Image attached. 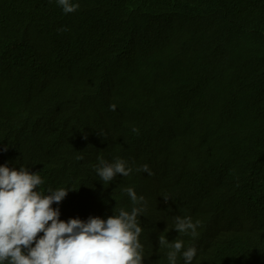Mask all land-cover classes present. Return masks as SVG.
<instances>
[{"label":"trees","instance_id":"16d2710c","mask_svg":"<svg viewBox=\"0 0 264 264\" xmlns=\"http://www.w3.org/2000/svg\"><path fill=\"white\" fill-rule=\"evenodd\" d=\"M72 3L65 14L57 0H0V166L67 145L49 156L82 153L69 168L101 201L83 217L130 213L127 188L144 197L142 264H170L161 235L183 242L175 264L189 247L191 264H264V0ZM89 139L129 176L102 182ZM145 164L151 176L136 171ZM177 216L198 221L197 234L175 231ZM251 231L257 246L240 263Z\"/></svg>","mask_w":264,"mask_h":264},{"label":"clouds","instance_id":"9594fccd","mask_svg":"<svg viewBox=\"0 0 264 264\" xmlns=\"http://www.w3.org/2000/svg\"><path fill=\"white\" fill-rule=\"evenodd\" d=\"M57 3L65 14L79 8L72 0H57ZM115 109V105H110V110ZM132 131L138 133L136 128ZM84 138L87 139V135ZM7 150L6 145L4 151ZM98 161L95 171L104 183L113 181L117 175L128 177L133 171L118 157L112 163L102 157H98ZM136 171L152 175L147 164ZM42 183L41 177L29 169L0 166V264H142V246L138 241L142 228L138 217L145 210L143 196L138 197L132 188H127L134 205L130 213L120 209L117 215L113 209L114 214L106 220L90 216L86 221L70 218L65 222L59 219V208L54 209L52 205H59L69 191L74 190L49 189L43 195L38 190ZM164 200L167 203L169 198L165 196ZM198 224L190 217L177 216L174 229L195 236ZM40 233L43 235L39 236ZM158 244L170 248L168 260L175 264L183 242L169 243L161 235ZM196 252L195 247L182 252L185 264H191Z\"/></svg>","mask_w":264,"mask_h":264},{"label":"bare ground","instance_id":"6f19581e","mask_svg":"<svg viewBox=\"0 0 264 264\" xmlns=\"http://www.w3.org/2000/svg\"><path fill=\"white\" fill-rule=\"evenodd\" d=\"M99 120L103 121V123L106 124L109 123V121H107L103 117H99ZM78 122H79L78 125H80L82 121L79 120ZM63 130L66 132H70L71 129L69 127H64ZM88 141L94 148L86 150L84 154L92 158L100 157V153H97L96 151L97 149L100 148L99 142L97 140H91V139H89ZM59 146H64V145L50 144L46 148L42 149L39 154H36L35 152L33 153L30 150L24 151L23 155L21 156V158H23V163L18 167V169L20 167H24L26 169H29L30 172L32 173H37L41 177L43 183L40 186H38V190L43 195H46L49 189L74 190V191H69L67 196L64 198V200L60 202L59 205L54 203L52 207L54 209L59 208L60 210L59 219L62 221H67V219L70 216H73L74 218L83 219L84 221H86L90 217V215H87V219H86L79 213L80 210H82L84 207H92V206L95 208L99 207V203L101 201H97L95 199V196H92L91 198L88 197V192L86 191V189L82 188L80 184L74 179L72 175V172L74 171L69 168L73 159L76 157L77 158L82 157L83 154L80 152H76L75 156L71 154L66 158H63L61 156H49V153L58 150ZM20 147L21 144L16 145L12 150V154L17 156V153L20 151ZM66 148L71 149L69 147ZM56 158L61 159L62 162H60L59 164L53 162V160ZM40 164H42L41 167ZM153 164L154 162H151L150 165ZM3 165H6V162L4 160L1 166ZM95 167L96 166L92 167V170H95ZM91 185L101 194L108 191L106 190L104 184L102 183L94 182L91 183ZM170 204L171 202L167 203V206H169ZM152 228L153 226L150 225L148 230H152ZM144 232H147V230ZM239 236L241 240L245 241L246 245L250 247L242 251L243 258L241 259L240 263H243L246 260L245 257L247 256V254H249L257 246V242H254V240L256 239L258 241V237L252 231L245 234L242 233ZM139 243L143 245L144 241L140 240ZM141 254L142 256H144L146 254V251L142 249ZM158 256L160 258H168L167 254H159Z\"/></svg>","mask_w":264,"mask_h":264}]
</instances>
